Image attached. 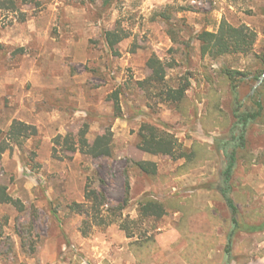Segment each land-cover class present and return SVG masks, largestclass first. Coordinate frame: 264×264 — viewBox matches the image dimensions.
<instances>
[{"label": "rangeland", "instance_id": "374dc122", "mask_svg": "<svg viewBox=\"0 0 264 264\" xmlns=\"http://www.w3.org/2000/svg\"><path fill=\"white\" fill-rule=\"evenodd\" d=\"M223 21L256 32L252 54H202L198 36ZM108 32L123 37L114 48ZM153 56L166 69L160 87L142 85ZM263 81L264 0H19L0 9V136L14 121L38 129L0 159V185L24 205L0 203V264H264V117L248 127L245 147L233 142L238 101L253 108L248 97ZM188 84L181 103L168 101V90ZM144 125L173 135L188 156L139 149ZM85 127L90 143L113 134L111 157L54 144ZM234 149L236 216L219 193ZM87 187L128 232L120 221L82 234L92 218L71 206L86 202ZM147 200L166 216L143 217Z\"/></svg>", "mask_w": 264, "mask_h": 264}, {"label": "trees", "instance_id": "16d2710c", "mask_svg": "<svg viewBox=\"0 0 264 264\" xmlns=\"http://www.w3.org/2000/svg\"><path fill=\"white\" fill-rule=\"evenodd\" d=\"M19 0H0V9L15 10L17 8V2ZM198 39L201 43V52L204 56H210L212 58H220L231 54L249 55L252 54L256 41L257 34L248 26L235 27L223 21L217 32L204 31ZM106 40L110 47L114 48L118 45L123 37L116 32H108L106 34ZM149 66L152 69V76L143 82L144 84L161 86L166 81V69L164 63L156 56H153L149 62ZM235 73H228L230 80L234 79ZM189 84L182 86L178 89H170L166 92L168 101L173 103H181L188 91ZM118 100V97H117ZM249 102L254 106L250 109H244L242 101H238V106L234 111L235 124L234 129L239 130L240 135L233 138V142L239 147L243 148L246 145V134L250 124L260 121L264 117V81L260 90L254 92L248 97ZM88 128L82 129L79 134L74 137L67 135L65 137L58 136L54 140L56 146L65 147L67 150L77 153L80 152L83 155L91 156L92 158L111 157L113 154V134L107 132L96 138L93 143L87 138ZM2 135V134H1ZM4 135V134H3ZM38 136V129L36 126L29 125L21 121H14L11 125L9 132L5 137L0 136V159L9 150V144L11 142L19 144L22 141L34 138ZM141 142L139 149L146 153L153 155H167L173 158H186L188 154L186 151L181 150L180 144L176 138L168 133L159 132L157 128L152 125H144L140 132ZM227 166L223 172L224 187L222 188V194L224 195L229 208L233 211L234 216L237 213V207L234 200L230 197L232 192L231 181L233 172L237 165L238 154L236 149L226 150ZM193 156H196L193 153ZM138 167L151 174L157 173V166L150 162H139ZM85 203H75L71 206V210L75 213L87 217H91L92 221L86 220L83 223L82 234L87 237L94 226L107 227L113 224H117L120 221V227L128 232V228L125 222L122 221V214L117 213L115 210L108 208L107 200L103 194L97 190H91L89 187L85 193ZM0 203L14 205L20 211L24 210V205L21 200L14 199L5 186L0 185ZM124 207L119 208L121 212ZM140 214L145 217H163L166 215L164 206L154 200H147L140 208ZM235 218V217H234ZM237 224V220L234 219ZM128 234L129 238H132ZM230 246L228 247V254H230Z\"/></svg>", "mask_w": 264, "mask_h": 264}, {"label": "crops", "instance_id": "0c3cea01", "mask_svg": "<svg viewBox=\"0 0 264 264\" xmlns=\"http://www.w3.org/2000/svg\"><path fill=\"white\" fill-rule=\"evenodd\" d=\"M148 154H150V153H148ZM153 155V154H152ZM177 159H183V158H177ZM238 161V160H237ZM237 166V165H236ZM236 168V167H235ZM234 172H235V170H234ZM234 172H233V176H234ZM187 178L188 177H185V178H182V180L181 181H184V179H186L187 180ZM230 185H231V188H232V192H231V194H230V197L234 200V198H233V193H234V186H233V177H232V181H231V183H230ZM224 187V180H223V184L220 186V188H219V193H220V195H221V197L223 198V200L225 201V203H227L226 202V199H225V197H224V195L222 194V188ZM235 202V201H234ZM163 205V204H162ZM208 205V204H207ZM206 205V206H207ZM236 205V204H235ZM205 206V207H206ZM199 207V206H198ZM165 208V207H164ZM180 213L179 212H175V214L174 215H179ZM166 216V215H165ZM190 231H195L196 233H200V234H204V233H206V230H204V229H202V230H198V231H196L195 230V226H194V224L190 221ZM160 232H163V230L162 229H160ZM190 238V236H187V239H189ZM230 242H231V239L228 237V240H227V246L229 247L230 246ZM188 246V244H186V245H183L180 249H179V252L181 253V252H183V251H185V248ZM218 254H220L219 253V251H217V254H216V256H212L211 258L209 257V259H212V261H214V262H217V261H219V259L218 258H216L217 257V255ZM227 254V257H231V255H232V252L230 253V254H228V252L226 253ZM180 264H187L184 260H182L181 262H179Z\"/></svg>", "mask_w": 264, "mask_h": 264}, {"label": "built area", "instance_id": "2783aa9c", "mask_svg": "<svg viewBox=\"0 0 264 264\" xmlns=\"http://www.w3.org/2000/svg\"><path fill=\"white\" fill-rule=\"evenodd\" d=\"M195 3H197V2H195Z\"/></svg>", "mask_w": 264, "mask_h": 264}, {"label": "water", "instance_id": "95a60500", "mask_svg": "<svg viewBox=\"0 0 264 264\" xmlns=\"http://www.w3.org/2000/svg\"><path fill=\"white\" fill-rule=\"evenodd\" d=\"M262 83V82H261Z\"/></svg>", "mask_w": 264, "mask_h": 264}]
</instances>
